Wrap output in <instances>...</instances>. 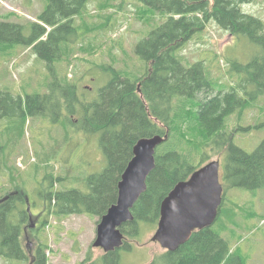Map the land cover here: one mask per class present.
I'll list each match as a JSON object with an SVG mask.
<instances>
[{"label": "trees", "instance_id": "trees-1", "mask_svg": "<svg viewBox=\"0 0 264 264\" xmlns=\"http://www.w3.org/2000/svg\"><path fill=\"white\" fill-rule=\"evenodd\" d=\"M88 1L47 0L36 22H0V54L16 47H31L51 78L45 93L21 97L5 88L0 90V121L8 126L16 120L44 117L51 124L60 122L64 128L98 136L106 160L100 173L78 178L74 183L61 175L43 180L49 189L43 196L48 215L59 218L87 214L100 220L116 202L117 184L136 142L155 135L168 136L156 148L155 167L146 180V191L131 210L134 220L120 228L125 236L123 247L96 259L89 253L80 263L120 264L119 251L130 250L129 239L138 236L140 223L154 229L163 199L178 182L209 162L210 151L222 160L223 198L215 223H221L223 210H229L224 199L228 190L264 188V139L248 153L235 146L233 135L224 131L230 116L240 115L264 96V21L241 10V5L256 0H135L153 14L165 16L162 24L152 27L135 45L134 52L145 69L133 78L112 65H103L104 77L101 80L99 76L98 82L107 80L88 100V92L62 79L55 67L62 59L70 58V44L79 35L74 19L85 11ZM210 22L236 40L247 39L260 50L249 62L240 64L238 82L227 90L210 78L201 61L185 66L177 56L185 43ZM200 95L204 98L199 100ZM12 129L8 127L7 134ZM13 142L7 140L10 146ZM34 181L38 184L36 178ZM63 182L80 186L53 189L54 183ZM11 184L12 192L0 187V200L7 197L0 202V258L20 264H49L46 245L38 244L31 255L23 247L30 212L24 191L13 181ZM211 227L194 232L175 252H164L149 264H246ZM221 230L225 232L224 224Z\"/></svg>", "mask_w": 264, "mask_h": 264}, {"label": "rangeland", "instance_id": "rangeland-1", "mask_svg": "<svg viewBox=\"0 0 264 264\" xmlns=\"http://www.w3.org/2000/svg\"><path fill=\"white\" fill-rule=\"evenodd\" d=\"M46 5L47 0H0V22L21 25L36 22ZM241 10L264 21V0L241 5ZM164 18L135 0H89L85 11L74 19L79 35L75 43L70 44L73 50L70 58L55 65L59 76L77 84L78 90L87 91L88 100L95 97V91L107 80L98 82L104 73L103 65H112L133 78L139 76L145 65L136 56L135 45L152 27L162 24ZM259 51L247 39L236 40L210 22L185 43L177 56L185 66L201 61L210 78L227 90L236 86L240 64L249 62ZM50 82L45 63L31 47H16L0 54V90L5 88L15 96L24 97L47 92ZM203 98L204 95L198 97L199 100ZM18 121L8 126L6 121H0V147L5 146L0 149V187L12 192L13 181L24 191L32 214L29 222L34 224L30 228L29 223L26 235L24 233L26 253L31 255L38 244L46 245L49 264H80L89 253L93 259L102 256L103 251L92 245L99 221L97 216L81 214L59 218L48 215L43 198L49 191L47 184L43 185L46 176L61 175L73 179L74 183L78 178L103 170L106 160L99 149L98 136L64 128L60 122L51 124L44 117ZM8 127L13 128L9 134ZM224 131L233 135L235 146L253 152L264 139V96L252 102L240 115L230 116ZM9 139L14 141L11 146L7 143ZM209 154V162L219 161L222 166L220 156L211 151ZM46 159H50L48 164L42 162ZM72 186L80 185L54 183L53 189ZM224 199L229 210H223L221 223H214L212 230L220 234L230 250L238 252L246 264H264V188L256 191L230 189ZM223 224L225 232L221 230ZM156 228L157 225L152 229L151 225L140 223L138 236L129 239L130 250L119 251L120 264H149L162 255L165 251L151 242ZM0 264L20 263L0 258Z\"/></svg>", "mask_w": 264, "mask_h": 264}, {"label": "water", "instance_id": "water-1", "mask_svg": "<svg viewBox=\"0 0 264 264\" xmlns=\"http://www.w3.org/2000/svg\"><path fill=\"white\" fill-rule=\"evenodd\" d=\"M167 138V135L140 138L134 145L133 156L117 184L116 202L96 226L94 248L109 253L123 247L125 236L120 228L134 220L131 210L146 191V180L155 167L156 148ZM222 198L220 162L210 161L187 180L178 182L163 199L151 242L157 243L165 252H175L194 232L210 228L215 223ZM31 218L29 213L30 221ZM33 227L34 224L30 223V228Z\"/></svg>", "mask_w": 264, "mask_h": 264}, {"label": "flooded vegetation", "instance_id": "flooded-vegetation-1", "mask_svg": "<svg viewBox=\"0 0 264 264\" xmlns=\"http://www.w3.org/2000/svg\"><path fill=\"white\" fill-rule=\"evenodd\" d=\"M26 232H27V230L25 229V230H24L25 235H26Z\"/></svg>", "mask_w": 264, "mask_h": 264}]
</instances>
